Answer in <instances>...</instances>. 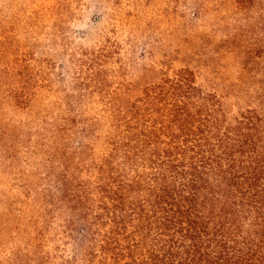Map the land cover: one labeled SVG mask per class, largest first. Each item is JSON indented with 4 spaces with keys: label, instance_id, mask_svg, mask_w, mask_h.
<instances>
[{
    "label": "trees",
    "instance_id": "1",
    "mask_svg": "<svg viewBox=\"0 0 264 264\" xmlns=\"http://www.w3.org/2000/svg\"><path fill=\"white\" fill-rule=\"evenodd\" d=\"M29 60L26 50L0 71V112L30 117L0 113L1 145L25 157L0 243L21 230L26 253L8 262L264 264V42L239 62L248 81L226 97L187 68L130 73L109 45L75 58L65 87L55 66Z\"/></svg>",
    "mask_w": 264,
    "mask_h": 264
},
{
    "label": "rangeland",
    "instance_id": "2",
    "mask_svg": "<svg viewBox=\"0 0 264 264\" xmlns=\"http://www.w3.org/2000/svg\"><path fill=\"white\" fill-rule=\"evenodd\" d=\"M252 5L241 11L236 0H0V71L28 50V66L50 63L64 76L65 87L75 58L109 45L119 50L130 73L140 65H163L169 73L187 68L208 91L231 96L239 77L249 78L238 71L239 62L264 42V0ZM0 113L12 121L30 119L27 111L6 108ZM20 135L19 130L14 133L16 143ZM24 160L0 143V224L6 223L2 213L7 200L17 197L9 183L23 171ZM49 233V250L54 254L60 241L55 231ZM69 250L63 245L59 256L68 257ZM10 252L26 253L21 230L8 234L6 246L0 243L2 264L15 263L8 262Z\"/></svg>",
    "mask_w": 264,
    "mask_h": 264
}]
</instances>
